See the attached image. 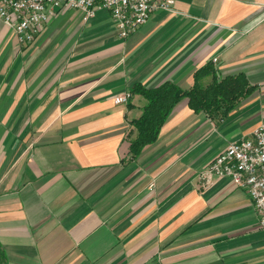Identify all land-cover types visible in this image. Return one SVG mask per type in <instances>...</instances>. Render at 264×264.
I'll return each mask as SVG.
<instances>
[{
	"label": "crops",
	"instance_id": "1",
	"mask_svg": "<svg viewBox=\"0 0 264 264\" xmlns=\"http://www.w3.org/2000/svg\"><path fill=\"white\" fill-rule=\"evenodd\" d=\"M127 37L60 8L20 43L0 19V244L8 264H264L248 192L200 174L264 121V0H174ZM216 59V61H214ZM212 61L253 90L225 117L181 100L129 157L140 82L192 86ZM209 82V78L204 80Z\"/></svg>",
	"mask_w": 264,
	"mask_h": 264
},
{
	"label": "built area",
	"instance_id": "2",
	"mask_svg": "<svg viewBox=\"0 0 264 264\" xmlns=\"http://www.w3.org/2000/svg\"><path fill=\"white\" fill-rule=\"evenodd\" d=\"M174 0H0V19L13 29L20 43H28L42 31L60 8L78 9L83 21L106 9L120 37H127L156 11H174ZM216 61V59H214ZM130 92L114 98L128 103ZM205 183L214 176L229 177L251 197L258 226L264 230V121L247 137L228 144L201 172Z\"/></svg>",
	"mask_w": 264,
	"mask_h": 264
},
{
	"label": "trees",
	"instance_id": "3",
	"mask_svg": "<svg viewBox=\"0 0 264 264\" xmlns=\"http://www.w3.org/2000/svg\"><path fill=\"white\" fill-rule=\"evenodd\" d=\"M193 77L194 82L187 89L171 81H164L154 87L140 82L131 86V96L141 97L143 104L141 113L130 121V158L138 157L145 146L158 139L161 127L184 98L194 112L205 113L210 118H222L253 90L244 72L220 76L212 61L196 69ZM206 78H209L207 83L204 81ZM0 264H8L1 244Z\"/></svg>",
	"mask_w": 264,
	"mask_h": 264
}]
</instances>
